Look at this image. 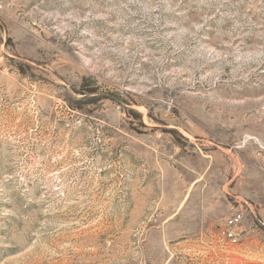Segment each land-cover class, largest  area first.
Returning a JSON list of instances; mask_svg holds the SVG:
<instances>
[{
	"label": "rangeland",
	"instance_id": "rangeland-1",
	"mask_svg": "<svg viewBox=\"0 0 264 264\" xmlns=\"http://www.w3.org/2000/svg\"><path fill=\"white\" fill-rule=\"evenodd\" d=\"M0 264H264V0H0Z\"/></svg>",
	"mask_w": 264,
	"mask_h": 264
},
{
	"label": "built area",
	"instance_id": "built-area-1",
	"mask_svg": "<svg viewBox=\"0 0 264 264\" xmlns=\"http://www.w3.org/2000/svg\"><path fill=\"white\" fill-rule=\"evenodd\" d=\"M240 218L241 215L239 213H235L225 220V229L223 230V234L231 243L236 242L235 227L240 221Z\"/></svg>",
	"mask_w": 264,
	"mask_h": 264
}]
</instances>
